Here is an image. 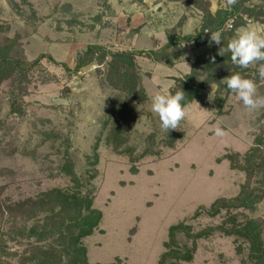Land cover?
<instances>
[{
    "label": "rangeland",
    "instance_id": "374dc122",
    "mask_svg": "<svg viewBox=\"0 0 264 264\" xmlns=\"http://www.w3.org/2000/svg\"><path fill=\"white\" fill-rule=\"evenodd\" d=\"M192 1L0 0V44L17 38L18 51L26 61L51 55L73 70L77 55L89 45L103 44L115 52L135 49L131 40L110 39L107 17L114 5L128 2L153 8L147 12L148 21L161 12L172 17L185 12L192 19L195 37L206 22L202 7L211 8L212 0H198V8ZM254 1L260 10L250 24L239 18L236 31L264 29V0ZM214 45L197 46L183 58L189 61ZM137 65L149 100L139 106L130 102L114 116L110 111L118 93L97 73L98 69L106 73V67L96 64L72 74L42 60L30 74L28 94L20 101L23 112L18 115L10 114V82L0 91V188L4 200L17 202L54 189H74L71 179L61 173L67 138L81 181L88 183L96 173L90 186L96 191L94 209L102 212L103 219L84 241L89 264L117 260L121 264H160L173 226L185 223L198 233L211 227H232L247 218H264V200L254 213L232 210L210 217L204 211L219 198L239 194L245 174L232 170L223 157L243 156L257 139L264 140V107L246 108L232 93L223 109L229 114L220 116L214 99L216 86L211 85L204 102L187 105V115L177 130L165 131L152 111L151 98L157 93L170 94L175 79L171 75L177 73L144 57L137 58ZM257 67L250 68L257 71ZM255 82L257 94L264 96V79ZM216 128L224 135L216 136ZM171 131L184 133L173 148L165 140ZM115 144L121 145L120 153L114 150ZM144 154L135 164L137 174H132L130 158ZM96 155L98 163L93 165ZM197 212L200 214L194 218ZM177 240L182 249L194 247L185 233H179ZM172 263L254 264L244 239L220 232L197 241L191 262L165 264Z\"/></svg>",
    "mask_w": 264,
    "mask_h": 264
},
{
    "label": "trees",
    "instance_id": "16d2710c",
    "mask_svg": "<svg viewBox=\"0 0 264 264\" xmlns=\"http://www.w3.org/2000/svg\"><path fill=\"white\" fill-rule=\"evenodd\" d=\"M247 1L249 0H238L235 5H232V12L221 10L215 15H212L210 5L202 7L206 22L200 34L205 29L209 32L222 31L227 19L233 14H240V9L243 10V14L252 18L261 7L246 8L244 4ZM191 4L196 8L199 7L198 0H193ZM235 34L236 26L232 31H222L221 39L225 48ZM198 36L173 39L170 45L150 51L115 52L102 45H89L83 53L77 55L73 70L66 64L57 62L51 55L42 54L34 61L28 62L18 51L19 39H7L5 44H0V91L3 84L10 82L7 93L10 114L18 115L23 112L20 101L28 94L30 74L41 65L42 60L47 59L50 63L61 66L72 74H78L84 68L96 64L106 67V73L100 69L97 73L105 76L106 82L118 93L110 111V115L114 116L122 112L130 102H135L139 106L149 100L141 84L137 65L138 57H145L155 63L173 67L175 62L186 56V52L179 47V43L188 42ZM220 47L222 45H214L209 51L192 58L190 73L174 79L170 94L182 90L185 93L182 103L185 105L204 102L207 88L214 85L216 86L214 99L217 104V114L223 116L229 114V111L224 112L223 109L228 96L233 93L226 87L223 79L234 73H240L245 78L255 81H260V78L258 71L233 65L230 53L227 51L220 53ZM2 124L3 122L0 121V127ZM183 137L184 133L171 131L165 139L166 146L173 148L175 143ZM64 144L65 153L61 173L71 179L74 189L66 191L54 189L43 192L35 198L13 202L3 199V189L0 188V264H13L12 261L17 264H89L88 250L84 241L98 230L103 219L102 212L94 209L96 191L90 186V181L96 178V173L90 175L88 183L81 181L69 152L72 148L70 139L67 138ZM113 148L117 153L121 152L120 144H115ZM144 156L145 154L140 158H130L133 165L132 174H137L138 169L135 164ZM223 160L230 163L232 170L245 174V183L237 196L219 198L204 211L210 217L219 216L222 211L256 212L258 205L264 200V140L257 139L253 147L243 156L238 153L226 154ZM97 163L96 155L93 165ZM199 214L200 212H197L194 218ZM217 232L244 239L249 245V259L254 264H264V218H247L232 227H211L198 233H193L191 226L185 223L173 226L169 230V241L165 244L167 252L162 256L160 264L168 261L191 262L197 241L210 238ZM179 233H185L193 241L192 249L180 247L177 240ZM112 264H121V262L117 260Z\"/></svg>",
    "mask_w": 264,
    "mask_h": 264
},
{
    "label": "clouds",
    "instance_id": "9594fccd",
    "mask_svg": "<svg viewBox=\"0 0 264 264\" xmlns=\"http://www.w3.org/2000/svg\"><path fill=\"white\" fill-rule=\"evenodd\" d=\"M238 0H226V7L235 5ZM211 33L209 43L220 47V53L227 51L233 65L238 68L248 69L258 66L260 79H264V29L256 27H243L237 29L236 34L223 46L220 31ZM214 60V58H213ZM226 87L236 94L243 106L249 109L264 107V96L257 94V85L253 79L245 78L240 73H234L223 79ZM152 111L161 122L165 131L177 130L180 122L186 117L188 106L182 102L185 93L181 91L175 94H155L152 98ZM216 136H223L224 131L215 129Z\"/></svg>",
    "mask_w": 264,
    "mask_h": 264
},
{
    "label": "crops",
    "instance_id": "0c3cea01",
    "mask_svg": "<svg viewBox=\"0 0 264 264\" xmlns=\"http://www.w3.org/2000/svg\"><path fill=\"white\" fill-rule=\"evenodd\" d=\"M174 8L175 12H177V6ZM222 9L221 0L211 1L210 11L212 15H215ZM152 10L153 8L140 6L136 3L127 2L125 4L114 5L111 9V14L107 17V20L111 21L110 27L107 28L111 35L110 39H113V41H115V39H128L132 41L131 44L133 45L132 47L135 48V51H150L159 50L170 45L173 39L193 37L194 29L189 14L180 12L172 17L170 15H164L161 12L154 16V21H148L150 17L147 12ZM200 19L202 20L201 17ZM196 21L200 24L198 19H196ZM100 45L105 46L103 44ZM147 60L152 64L171 68V71L177 73L171 75L173 78L181 77L178 76V72H182L184 74L183 76H185L189 74L191 70L190 60L188 61L185 58L175 62L173 68L165 64L155 63L149 59ZM172 85L173 81L169 87Z\"/></svg>",
    "mask_w": 264,
    "mask_h": 264
},
{
    "label": "built area",
    "instance_id": "2783aa9c",
    "mask_svg": "<svg viewBox=\"0 0 264 264\" xmlns=\"http://www.w3.org/2000/svg\"><path fill=\"white\" fill-rule=\"evenodd\" d=\"M221 4H222V10L225 11H229L232 12V6L230 7H226V0H221ZM246 8L249 9H255L256 7H258V3H256L254 0H249L247 1L245 4ZM241 18L242 20H244L245 22H247L248 24L252 23L251 18H249V16L247 14H233L231 17H229L227 19V21L224 23L223 27H222V31H232L235 29L236 26V22L237 20ZM210 36L211 34L209 33L208 29H205L203 31L202 34H200L198 37L188 41V42H180L179 43V47L181 49H183L185 52L195 49L197 46H204V45H208L209 44V40H210Z\"/></svg>",
    "mask_w": 264,
    "mask_h": 264
}]
</instances>
